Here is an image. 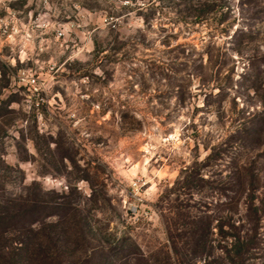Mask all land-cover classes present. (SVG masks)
Instances as JSON below:
<instances>
[{
    "label": "rangeland",
    "instance_id": "1",
    "mask_svg": "<svg viewBox=\"0 0 264 264\" xmlns=\"http://www.w3.org/2000/svg\"><path fill=\"white\" fill-rule=\"evenodd\" d=\"M7 8L80 27L39 108L0 59V264H264V0Z\"/></svg>",
    "mask_w": 264,
    "mask_h": 264
},
{
    "label": "built area",
    "instance_id": "2",
    "mask_svg": "<svg viewBox=\"0 0 264 264\" xmlns=\"http://www.w3.org/2000/svg\"><path fill=\"white\" fill-rule=\"evenodd\" d=\"M79 27L74 20L52 22L32 11L21 14L7 8L0 13V51L5 52L0 59L14 69V82L34 98L36 108L45 102L47 78L56 70L55 60Z\"/></svg>",
    "mask_w": 264,
    "mask_h": 264
},
{
    "label": "trees",
    "instance_id": "3",
    "mask_svg": "<svg viewBox=\"0 0 264 264\" xmlns=\"http://www.w3.org/2000/svg\"><path fill=\"white\" fill-rule=\"evenodd\" d=\"M225 239L226 237L224 236L222 240L223 246L221 253L224 255L226 254L229 258L231 257L229 260L232 264H244L245 255L249 250L250 241L239 236H230L228 239L229 242ZM205 257H209V254H205ZM203 264H207L206 261Z\"/></svg>",
    "mask_w": 264,
    "mask_h": 264
}]
</instances>
